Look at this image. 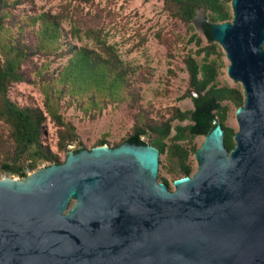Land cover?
Returning a JSON list of instances; mask_svg holds the SVG:
<instances>
[{
	"label": "water",
	"instance_id": "obj_1",
	"mask_svg": "<svg viewBox=\"0 0 264 264\" xmlns=\"http://www.w3.org/2000/svg\"><path fill=\"white\" fill-rule=\"evenodd\" d=\"M231 5L210 28L243 86L234 146L214 121L196 171L172 190L149 143L69 151L0 178V264H264V0Z\"/></svg>",
	"mask_w": 264,
	"mask_h": 264
},
{
	"label": "trees",
	"instance_id": "obj_2",
	"mask_svg": "<svg viewBox=\"0 0 264 264\" xmlns=\"http://www.w3.org/2000/svg\"><path fill=\"white\" fill-rule=\"evenodd\" d=\"M19 2L0 0V122L7 129L10 143L0 170L25 177L27 171L37 169L43 163L49 165L64 161L43 143L47 117L58 127L57 150L64 152L69 143L78 139V134L73 123L64 119L63 107L76 103L82 111L94 113L114 102L133 109L136 97L133 93L134 71L124 64L116 47L100 37V31L87 28L84 34L96 39L97 50L74 46L66 63L51 74L42 71L46 64L33 65V70L39 75L37 82L43 93V107L20 105L12 100L8 95L11 85L36 82L25 69L29 61L35 56H60L64 53L60 49L61 18L50 12L38 15L17 13L15 8ZM163 3L171 16L189 27L198 10L202 9L206 14L202 34L207 44L197 50L203 51L204 55L200 62L191 55L184 59L188 90L192 92L187 91L185 96L191 98L193 107L187 110L173 107L168 117L158 120L139 111L121 143H149L156 147L159 156L164 155V162L159 159V164L175 180L191 174L189 154H195L198 149L192 140L198 135H206L214 127V121L223 129L225 147L230 150L234 146L235 130L226 125L225 119L228 103L236 108L241 106L244 92L238 87L218 86L216 78L221 62L209 58L211 54H216L217 58L222 55L216 49L210 25L231 19V0H163ZM79 30L76 26L73 35L79 36ZM190 40L200 44L197 33H192ZM174 120H188V123L173 126ZM172 129L174 132L171 134ZM105 143L107 141L102 138L93 146ZM158 180L169 186L164 176L158 174Z\"/></svg>",
	"mask_w": 264,
	"mask_h": 264
},
{
	"label": "rangeland",
	"instance_id": "obj_3",
	"mask_svg": "<svg viewBox=\"0 0 264 264\" xmlns=\"http://www.w3.org/2000/svg\"><path fill=\"white\" fill-rule=\"evenodd\" d=\"M15 9L17 13L33 15L43 12L57 14L61 18L60 49L64 52L60 56L55 54L49 57L35 56L26 64V71L36 82L14 83L8 91L10 98L20 105L43 107V93L37 82L39 75L33 70L34 64L38 66L46 64L42 71L51 74L66 63L74 46H86L97 50L96 39L84 34L87 28L100 31V37L113 44L124 64L134 71L133 93L136 98L133 101V109L114 102L94 113L82 111L76 103L62 108L64 119L73 123L78 134V139L69 143L66 151L57 150L58 127L47 117L43 143L51 151L57 152L61 159H65L69 151L91 148L102 138L107 141L104 145L109 147L121 143L130 132L139 111H143L148 118L158 120L161 117H168L173 107L180 110L193 107L191 98L185 96V93L191 90H188V74L184 59L191 55L200 62L204 55L203 51L197 52L200 47L207 44L198 25L203 20L202 16L192 21V26L189 27L169 14L164 8L163 0H20ZM204 17L206 18L205 11ZM76 26L80 29L79 36L73 35ZM192 33H197L200 37V44L190 40ZM216 43V49L222 55L217 58L216 54H211L209 57L221 62L216 84L238 87L243 91L242 84L228 75L229 62L221 45ZM236 109L233 104L228 103L225 119L226 125L232 127L235 132L238 129ZM178 123L186 124L188 120L172 121L173 126ZM173 132L172 129L170 133ZM203 140L204 135H198L193 138L192 143L199 148ZM9 148L7 129L0 122V163L5 159ZM159 159L161 163L164 162V155H160ZM189 160L193 174L197 169L195 154H189ZM43 166H46L45 163L38 168ZM34 170L27 171L26 176ZM158 174L168 180L169 188L172 190L174 179L161 164L158 167ZM4 177L24 178L0 170V178Z\"/></svg>",
	"mask_w": 264,
	"mask_h": 264
},
{
	"label": "bare ground",
	"instance_id": "obj_4",
	"mask_svg": "<svg viewBox=\"0 0 264 264\" xmlns=\"http://www.w3.org/2000/svg\"><path fill=\"white\" fill-rule=\"evenodd\" d=\"M31 174V173H30ZM2 179H9V178H2ZM13 180L19 181L20 179L12 178Z\"/></svg>",
	"mask_w": 264,
	"mask_h": 264
}]
</instances>
